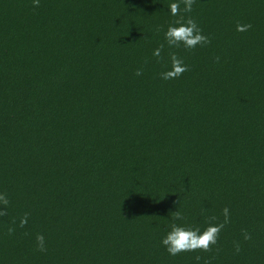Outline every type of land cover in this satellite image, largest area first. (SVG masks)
<instances>
[{
  "label": "trees",
  "instance_id": "obj_1",
  "mask_svg": "<svg viewBox=\"0 0 264 264\" xmlns=\"http://www.w3.org/2000/svg\"><path fill=\"white\" fill-rule=\"evenodd\" d=\"M0 194V264H264V0H0Z\"/></svg>",
  "mask_w": 264,
  "mask_h": 264
},
{
  "label": "clouds",
  "instance_id": "obj_2",
  "mask_svg": "<svg viewBox=\"0 0 264 264\" xmlns=\"http://www.w3.org/2000/svg\"><path fill=\"white\" fill-rule=\"evenodd\" d=\"M184 10L191 12L194 0H183ZM34 6L39 5V0H33ZM169 12L172 16H177L179 13V5L173 3L170 5ZM251 25H237V31H247ZM164 40L169 48H185L193 49L198 45L203 46L209 43L208 37L202 34L201 29L197 26L196 22L188 19L186 22L177 20L175 23L169 25L167 30L164 31ZM163 45L153 51L155 57H160ZM171 67L166 71L160 73L163 80H171L179 78L184 72L188 70L187 65L183 60L175 54L170 57ZM136 75H141L137 71ZM0 204L7 205L8 200L4 195L0 194ZM4 212L0 211V215ZM224 223L228 222L229 210L224 209ZM183 217L179 212H174L173 220L170 224L169 231L162 237L160 243L169 253V255L176 256L182 252H194L196 250L208 251L211 245L217 243L219 233L221 232L224 224H210L203 231L200 228H193L183 224L176 223L182 220ZM26 218L21 221V226L26 223ZM11 231V230H10ZM40 242L41 248L43 247V236L37 237ZM245 239H249L245 235ZM239 251V247H237Z\"/></svg>",
  "mask_w": 264,
  "mask_h": 264
}]
</instances>
